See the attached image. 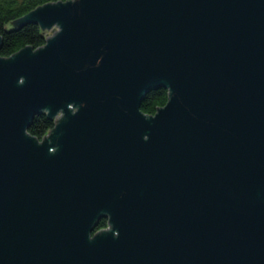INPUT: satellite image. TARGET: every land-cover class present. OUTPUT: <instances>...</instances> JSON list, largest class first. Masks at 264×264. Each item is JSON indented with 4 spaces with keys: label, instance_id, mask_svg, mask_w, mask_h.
Here are the masks:
<instances>
[{
    "label": "water",
    "instance_id": "95a60500",
    "mask_svg": "<svg viewBox=\"0 0 264 264\" xmlns=\"http://www.w3.org/2000/svg\"><path fill=\"white\" fill-rule=\"evenodd\" d=\"M26 23L45 44L0 57V264H264V0H71Z\"/></svg>",
    "mask_w": 264,
    "mask_h": 264
},
{
    "label": "trees",
    "instance_id": "16d2710c",
    "mask_svg": "<svg viewBox=\"0 0 264 264\" xmlns=\"http://www.w3.org/2000/svg\"><path fill=\"white\" fill-rule=\"evenodd\" d=\"M71 0H0V57L11 58L20 50L31 47L34 50L42 47L46 42V32L36 23L16 25L15 22L22 19L31 11L49 3L68 2ZM169 100V90L159 88L151 90L144 97L141 111L152 116L158 109L164 107ZM54 121L46 114H37L28 129V134L37 140H43L53 128ZM106 226V219H102L94 232Z\"/></svg>",
    "mask_w": 264,
    "mask_h": 264
},
{
    "label": "flooded vegetation",
    "instance_id": "af4514ba",
    "mask_svg": "<svg viewBox=\"0 0 264 264\" xmlns=\"http://www.w3.org/2000/svg\"><path fill=\"white\" fill-rule=\"evenodd\" d=\"M108 225V219H106V226ZM106 226H104V227H106ZM104 227H102V228H104ZM101 229V228H100Z\"/></svg>",
    "mask_w": 264,
    "mask_h": 264
},
{
    "label": "built area",
    "instance_id": "2783aa9c",
    "mask_svg": "<svg viewBox=\"0 0 264 264\" xmlns=\"http://www.w3.org/2000/svg\"><path fill=\"white\" fill-rule=\"evenodd\" d=\"M106 227H109V225H107ZM101 230H102V228L101 229H98L96 232H98V231L100 232Z\"/></svg>",
    "mask_w": 264,
    "mask_h": 264
},
{
    "label": "bare ground",
    "instance_id": "6f19581e",
    "mask_svg": "<svg viewBox=\"0 0 264 264\" xmlns=\"http://www.w3.org/2000/svg\"><path fill=\"white\" fill-rule=\"evenodd\" d=\"M108 225H109V221H108Z\"/></svg>",
    "mask_w": 264,
    "mask_h": 264
},
{
    "label": "rangeland",
    "instance_id": "374dc122",
    "mask_svg": "<svg viewBox=\"0 0 264 264\" xmlns=\"http://www.w3.org/2000/svg\"><path fill=\"white\" fill-rule=\"evenodd\" d=\"M103 229V228H102ZM99 232V231H98Z\"/></svg>",
    "mask_w": 264,
    "mask_h": 264
}]
</instances>
